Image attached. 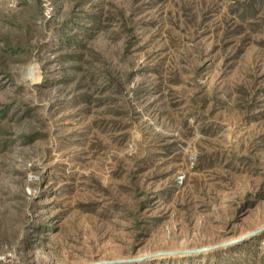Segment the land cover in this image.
<instances>
[{"label": "rangeland", "instance_id": "obj_1", "mask_svg": "<svg viewBox=\"0 0 264 264\" xmlns=\"http://www.w3.org/2000/svg\"><path fill=\"white\" fill-rule=\"evenodd\" d=\"M263 226L264 0H0V264ZM129 264H264V232Z\"/></svg>", "mask_w": 264, "mask_h": 264}, {"label": "water", "instance_id": "obj_2", "mask_svg": "<svg viewBox=\"0 0 264 264\" xmlns=\"http://www.w3.org/2000/svg\"><path fill=\"white\" fill-rule=\"evenodd\" d=\"M262 232H264V226L260 227L258 229H255L251 232H248L246 234L241 235L238 238L225 240L223 242L213 244L210 246H203V247H195V248H188V249H173V250H166V251H158L150 253L146 256L139 257V258H123V259H111V260H101V261H94L88 264H129V263H135V262H142L146 259H155L158 257H165V256H191V255H202L207 252H213L217 250H221L224 248H229L231 246L243 243L247 241L250 238H254L258 235H260Z\"/></svg>", "mask_w": 264, "mask_h": 264}]
</instances>
